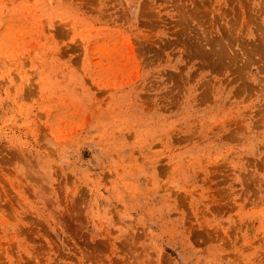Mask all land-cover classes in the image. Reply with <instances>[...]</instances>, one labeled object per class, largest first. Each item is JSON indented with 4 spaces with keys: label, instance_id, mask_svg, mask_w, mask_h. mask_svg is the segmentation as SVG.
<instances>
[{
    "label": "rangeland",
    "instance_id": "374dc122",
    "mask_svg": "<svg viewBox=\"0 0 264 264\" xmlns=\"http://www.w3.org/2000/svg\"><path fill=\"white\" fill-rule=\"evenodd\" d=\"M0 264H264V0H0Z\"/></svg>",
    "mask_w": 264,
    "mask_h": 264
}]
</instances>
